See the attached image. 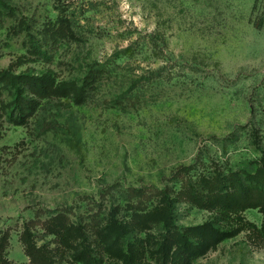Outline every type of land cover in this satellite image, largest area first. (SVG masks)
Wrapping results in <instances>:
<instances>
[{
  "label": "rangeland",
  "instance_id": "obj_1",
  "mask_svg": "<svg viewBox=\"0 0 264 264\" xmlns=\"http://www.w3.org/2000/svg\"><path fill=\"white\" fill-rule=\"evenodd\" d=\"M6 69L88 86L0 82V264H264V0H0Z\"/></svg>",
  "mask_w": 264,
  "mask_h": 264
},
{
  "label": "trees",
  "instance_id": "obj_2",
  "mask_svg": "<svg viewBox=\"0 0 264 264\" xmlns=\"http://www.w3.org/2000/svg\"><path fill=\"white\" fill-rule=\"evenodd\" d=\"M61 29V24L58 25L56 32ZM0 82H3L6 86H10L16 89L17 94L15 95V103L20 101V104L27 103L26 99L24 98L22 92L19 90V85L27 86L30 90V93L33 95L43 98L51 95H63L66 93L71 94L72 96L77 95V93L81 96V99H85V95L87 94V84L83 83L80 86L74 83H56L49 75L42 74L32 75V74H15L10 69L0 71ZM26 101V102H25ZM80 101V100H79ZM20 111V108L18 112ZM264 167V165H263ZM264 169V168H262ZM204 188L206 186H214L219 184L218 181H204ZM208 188V187H207ZM210 189V187L208 188ZM196 189L191 190V194L184 197L185 200L187 199L190 202H195L198 204V198H195L193 193ZM248 192V191H247ZM182 193H180L181 195ZM245 196H248L247 194ZM244 196V197H245ZM202 200H206L208 204L214 203L216 206L219 205L217 202L221 201V198L216 196H207V198H201ZM227 199V205H230L232 200L229 197ZM177 200V198L173 199L172 201L166 198H161L157 201V204L152 208L151 216L156 218V221H164V223L169 224L172 223L173 211L172 205ZM213 200L212 202H209ZM253 201V200H252ZM256 201V202H254ZM254 203L250 204L251 206L255 205H262L264 203V193L261 194V197L254 198ZM207 204V205H208ZM172 229V230H171ZM170 230V231H169ZM201 230V226H193L190 228H180L177 225H173L172 227L167 229V236L162 237V241L157 245L155 253L159 255V259L162 260V264H191L192 263V254H191V236L195 235L197 232Z\"/></svg>",
  "mask_w": 264,
  "mask_h": 264
}]
</instances>
